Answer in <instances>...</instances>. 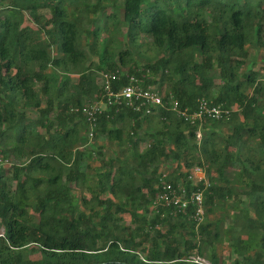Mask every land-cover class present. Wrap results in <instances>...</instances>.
<instances>
[{
    "label": "trees",
    "instance_id": "trees-1",
    "mask_svg": "<svg viewBox=\"0 0 264 264\" xmlns=\"http://www.w3.org/2000/svg\"><path fill=\"white\" fill-rule=\"evenodd\" d=\"M117 25L126 42H110ZM142 36L158 57L140 65L127 47ZM263 49L264 0H0V154L19 161L0 168V264H226V241L234 264H264ZM101 72H118L115 90L144 75L164 101L229 113L199 127L160 107L108 108L94 139L126 146L130 160L107 158L86 149L79 111L102 100ZM195 167L208 186L188 179ZM163 181L200 190L207 215L232 207L233 225L197 224L191 203L155 207Z\"/></svg>",
    "mask_w": 264,
    "mask_h": 264
},
{
    "label": "built area",
    "instance_id": "built-area-1",
    "mask_svg": "<svg viewBox=\"0 0 264 264\" xmlns=\"http://www.w3.org/2000/svg\"><path fill=\"white\" fill-rule=\"evenodd\" d=\"M101 84L103 87L102 100L95 102L94 104L86 105L81 110V113L86 117L89 124L88 138H95V131L98 126V117L102 115L108 108L115 106L129 107L137 113H144L150 115L152 108H163L167 111L173 112L180 119L186 123L192 125H199L202 127L204 122L208 119L221 120L225 114L229 111L224 110L219 105L209 103L207 100L202 99L198 102V108L191 111L189 108H182L179 101L174 99L172 96L167 101L161 96L158 89L153 86H146L145 76L141 78L136 76H128V84L118 90L114 89V83L119 80L117 73L101 72ZM76 110V111H78ZM201 130L197 132V138L201 139ZM8 164L7 160H4L0 154V168H6ZM196 174H203L204 179L200 180L199 183L203 182L205 185H209L205 180L206 172L201 168L195 170ZM165 177V176H164ZM189 180L194 181L193 176L188 177ZM164 192L160 194L154 203V206H173L178 208L180 211L187 210L189 203H191L195 210L193 219L197 224H201L204 220V195L199 190L192 192L191 195L187 193L182 187L179 188L182 194L174 189L173 185L163 181ZM192 261L198 264H209L205 259L197 257L193 258Z\"/></svg>",
    "mask_w": 264,
    "mask_h": 264
},
{
    "label": "rangeland",
    "instance_id": "rangeland-1",
    "mask_svg": "<svg viewBox=\"0 0 264 264\" xmlns=\"http://www.w3.org/2000/svg\"><path fill=\"white\" fill-rule=\"evenodd\" d=\"M116 29L119 31L118 33H120V34L115 35V36H110V38H109L110 42H117V41H119L121 43L126 42L127 39H126V35L124 33V32H126L124 29V26L117 25ZM138 42L140 44H142V46L139 49H136L135 45H132L133 47H127V48H130L132 51H134L133 58L136 61V63L140 64V65L145 64L147 61L146 57L148 59H150L151 62L156 61L158 56H156V52L154 51V49L151 45V39L148 37L142 36V37H140ZM122 47H124V46H122ZM124 49H126V47ZM256 55L257 56H256L255 61H257V66L255 69L257 71H259L260 74L264 75V49L261 50L260 52L256 53ZM91 58L94 62H97L96 57L92 56ZM251 60L252 61L254 60L253 57L251 58ZM242 70L244 71V69H242ZM99 146L103 147V150H104L103 153L107 158L118 156L123 161H126V160L129 161L130 160L129 151H127V150L123 151L125 149L124 147H126V146H119L117 143L110 142L104 138H99V139H90L89 138L86 149L92 150V149L97 148ZM148 147H149V142L145 141L139 145V148L137 150L142 152V151L146 150V148H148ZM14 165H19V161H17L16 159L10 160L8 162L6 168H9V167L14 166ZM91 165H92V169L89 170L88 175H90V179L92 182L93 179L95 178L96 168H98L100 166V163H99V161L92 159ZM197 168L198 167H195L190 172V176H193L195 185H198L199 181L204 179L203 174H199V175L196 174L195 170ZM173 169H175V163L174 162H166V163L161 165V172L164 171V172H167L169 174V173H171V171ZM205 180L208 182V178H207L206 174H205ZM78 193H79V191H78ZM84 194H86L88 197H91V194L87 190L84 191ZM153 207L154 206L152 205L151 208L153 209ZM224 207L226 208V210L214 211L213 214H208V215L205 214L206 212H205V207H204V218L207 216H209V218H211V219H217V218L222 217L225 219L223 226L225 228H228L230 225H233L232 224L233 219L229 215H231L234 210L232 209V207H229L227 205ZM227 216H229L228 219H226ZM123 218H124L125 223L127 225H130V223H131L130 215L125 214V215H123ZM2 233H3V231L1 230V234ZM239 234H242L244 236L245 232L244 233L235 232L232 234V236H238ZM218 254L226 262V264H234V261L240 257L239 255H237L233 252V249H232V247H230V244L228 241H226L225 244H223V245H219ZM193 258H197V256H193Z\"/></svg>",
    "mask_w": 264,
    "mask_h": 264
}]
</instances>
